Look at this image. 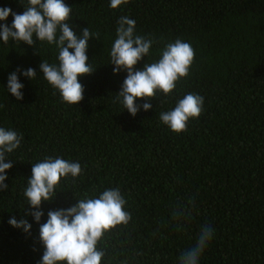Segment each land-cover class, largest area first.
<instances>
[{
    "label": "trees",
    "instance_id": "16d2710c",
    "mask_svg": "<svg viewBox=\"0 0 264 264\" xmlns=\"http://www.w3.org/2000/svg\"><path fill=\"white\" fill-rule=\"evenodd\" d=\"M64 3L78 36L87 27L99 33L88 40L95 71L79 78L84 93L78 104L61 103L39 68L41 61L58 63L55 45L0 41V127L22 136L6 153L12 167L5 173L8 188L0 191V264H39V227L48 211L117 187L132 219L101 242V264H178L205 224L215 231L199 264H264V0H129L116 9L110 0ZM26 6L27 0H0V8L17 14ZM122 16L135 21V35L155 40L134 70L157 62L176 39L195 52L189 75L167 96L137 99L152 107L135 116L116 100L127 73L113 74L109 63ZM0 23L10 26L12 15ZM28 68L37 74L32 80L20 74ZM13 72L23 84L20 100L7 91ZM189 93L204 98L203 110L177 134L159 115ZM45 157L78 162L82 171L60 180L37 223L25 216L23 192L32 165ZM189 199L192 217L177 231L172 209ZM12 217L26 218L29 233L10 226Z\"/></svg>",
    "mask_w": 264,
    "mask_h": 264
},
{
    "label": "clouds",
    "instance_id": "9594fccd",
    "mask_svg": "<svg viewBox=\"0 0 264 264\" xmlns=\"http://www.w3.org/2000/svg\"><path fill=\"white\" fill-rule=\"evenodd\" d=\"M129 0H110L109 7L116 9ZM22 14H17L11 8H0V21H6L12 15V23H0V41L8 44L13 41L31 46L34 38L38 42L55 45L58 50L57 64L41 61L39 68L48 84L59 92L61 103L69 106L78 104L83 99L84 87L79 78L91 75L95 69L88 63L86 55L89 38H99V33L82 29L78 36L68 23L71 6L64 0H27V6ZM135 21L122 16L116 28V38L111 47L110 64L114 65L113 74L120 71L127 73L116 100L123 109L132 116L142 108L149 110L151 103L137 105V99L151 100L157 92L169 95L177 82L189 75L195 52L192 46L181 39L167 43L160 52L157 62L145 63L142 70H134V66L146 57L155 40L135 35ZM72 51H69V50ZM17 71H20L17 69ZM21 75L34 79L37 74L28 68ZM17 73L9 74L7 91L17 100L23 98ZM55 94V93H54ZM115 102V101H114ZM204 98L198 94L189 93L180 99L176 106L159 115L160 121L170 131L181 133L187 130L190 119H196L203 110ZM2 107V105H0ZM22 136L16 131L0 127V191L8 188L4 183L6 170L12 167V162H5L6 153H12L20 146ZM81 165L59 157H45L43 161L32 165L28 186L23 192L30 215L37 223L43 216L42 202L51 201L56 194V186L62 178L73 179L81 174ZM127 201L119 187L104 190L98 198H84L67 209L50 210L47 220L40 224L39 240L44 247L39 264H101L106 255V248L100 247L104 238L118 226H127L132 219L125 210ZM191 199L185 204L178 201L172 209V220L176 222L177 231H181L180 222H187L192 217ZM13 228L29 233L31 224L26 218L17 220L12 217L8 221ZM214 229L205 224L201 227L196 243L181 252L178 264H199V259L214 236Z\"/></svg>",
    "mask_w": 264,
    "mask_h": 264
}]
</instances>
